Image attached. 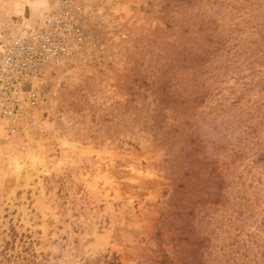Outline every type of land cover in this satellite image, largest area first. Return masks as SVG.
<instances>
[{
	"label": "rangeland",
	"instance_id": "1",
	"mask_svg": "<svg viewBox=\"0 0 264 264\" xmlns=\"http://www.w3.org/2000/svg\"><path fill=\"white\" fill-rule=\"evenodd\" d=\"M27 1L0 44L59 3ZM66 1L51 98L0 118L7 264H264V0Z\"/></svg>",
	"mask_w": 264,
	"mask_h": 264
},
{
	"label": "built area",
	"instance_id": "2",
	"mask_svg": "<svg viewBox=\"0 0 264 264\" xmlns=\"http://www.w3.org/2000/svg\"><path fill=\"white\" fill-rule=\"evenodd\" d=\"M44 18L0 44V118L19 120L47 105L50 74L79 33L76 12L58 0Z\"/></svg>",
	"mask_w": 264,
	"mask_h": 264
},
{
	"label": "trees",
	"instance_id": "3",
	"mask_svg": "<svg viewBox=\"0 0 264 264\" xmlns=\"http://www.w3.org/2000/svg\"><path fill=\"white\" fill-rule=\"evenodd\" d=\"M262 50H264V44L262 46ZM182 49H186L185 46L182 47ZM182 50V54L185 55L186 51ZM203 50V49H202ZM247 51V48H245L244 50V58H251V61L248 62V66L251 68L250 72L248 75H251V81L249 82H243V85H247L250 88H252L254 86V82L252 81V79H254V77L256 76V72L258 73L259 71H256V68L254 66V64L258 61L257 59H259L260 57L263 58L264 57V53H260L259 57L258 58H255L254 55H256V52H252L251 54H248L246 55L245 52ZM180 52V50H179ZM205 52L203 53H195L193 56H191V60H192V65L193 66H198L200 65V61H203L204 60V56H205ZM186 58V57H184ZM262 63H264V61H262ZM263 82V83H262ZM259 85L260 84H263L261 85V90H264V75H260L259 76V79L255 81V85ZM207 93L203 92V93H197L195 96H194V100L195 101H203L206 96ZM259 161H262L264 163V152L261 153L258 158H257ZM1 254V260H0V264H7L8 262H10L11 260V255L6 253L4 250H2L0 252ZM188 264V263H187Z\"/></svg>",
	"mask_w": 264,
	"mask_h": 264
},
{
	"label": "crops",
	"instance_id": "4",
	"mask_svg": "<svg viewBox=\"0 0 264 264\" xmlns=\"http://www.w3.org/2000/svg\"><path fill=\"white\" fill-rule=\"evenodd\" d=\"M35 0H28V3H33ZM29 6V5H28Z\"/></svg>",
	"mask_w": 264,
	"mask_h": 264
}]
</instances>
